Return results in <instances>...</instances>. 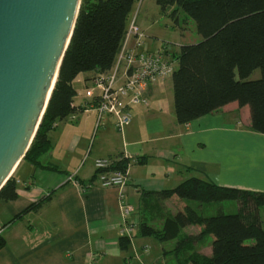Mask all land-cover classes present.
Segmentation results:
<instances>
[{
  "label": "crops",
  "instance_id": "1",
  "mask_svg": "<svg viewBox=\"0 0 264 264\" xmlns=\"http://www.w3.org/2000/svg\"><path fill=\"white\" fill-rule=\"evenodd\" d=\"M138 27L145 35L150 30L143 24ZM147 37L148 47L157 48L156 38ZM128 45L132 47L134 41ZM96 74H81L73 81L77 93L73 106L83 112L58 122L48 134L50 151L40 162L56 172L27 161L17 166L13 174L17 200L0 201V236L5 241L0 264H177L172 253L176 241L144 237L140 225L160 229L166 217L186 206L211 216L219 210L225 213L226 205L199 206L174 197L162 200L153 194L173 190L191 178L264 193V136L250 130L247 107L232 103L179 125L172 80L168 79L148 91V107L131 108V122L121 132L114 128L112 118L96 129L93 107L99 93L91 85ZM118 156L129 159L123 190L134 208L131 221L135 230L126 251L119 247L118 191L90 183L96 174V160ZM46 198L50 199L38 210L21 215ZM231 211L237 212L236 204ZM200 231L192 226L183 234L196 236ZM207 238L205 256L209 257L212 240ZM202 243L195 245L198 254Z\"/></svg>",
  "mask_w": 264,
  "mask_h": 264
},
{
  "label": "trees",
  "instance_id": "2",
  "mask_svg": "<svg viewBox=\"0 0 264 264\" xmlns=\"http://www.w3.org/2000/svg\"><path fill=\"white\" fill-rule=\"evenodd\" d=\"M139 0H81L73 34L64 55L46 112L24 160L51 172L40 159L50 151L48 134L58 122L82 113L73 106L77 96L72 86L81 74L106 73L114 65L124 41L127 24ZM175 19L181 11L195 23L202 41L183 46L172 54L176 70L172 80L176 121L186 125L236 103L247 107L250 130L264 136V0H151ZM260 71L258 80L249 77ZM129 159L121 158L108 171L126 174ZM94 179L90 182H94ZM162 200L176 198L199 206L235 202L237 212L217 211L204 216L186 206L165 218L160 229L140 225V233L159 242L176 241L173 255L177 264H264V193L217 186L191 178L170 191L155 193ZM50 198L29 206L21 213L38 210ZM17 200L16 182L12 177L0 191V201ZM19 215L18 217H20ZM17 217V218H18ZM197 227L196 236L183 230ZM210 237L211 255L202 256L195 245ZM129 239L120 238L119 247L126 251ZM5 241L0 236V250Z\"/></svg>",
  "mask_w": 264,
  "mask_h": 264
},
{
  "label": "water",
  "instance_id": "3",
  "mask_svg": "<svg viewBox=\"0 0 264 264\" xmlns=\"http://www.w3.org/2000/svg\"><path fill=\"white\" fill-rule=\"evenodd\" d=\"M81 0H0V191L46 112Z\"/></svg>",
  "mask_w": 264,
  "mask_h": 264
},
{
  "label": "built area",
  "instance_id": "4",
  "mask_svg": "<svg viewBox=\"0 0 264 264\" xmlns=\"http://www.w3.org/2000/svg\"><path fill=\"white\" fill-rule=\"evenodd\" d=\"M148 39L133 19L113 67L106 73H97L91 79V85L99 93L93 107L97 114L96 129L102 126L105 119L112 118L114 128L121 132L131 122V108L148 107V91L171 79L176 61L172 58L170 45L156 41L157 48L151 49L147 45ZM131 40L134 41L132 47L128 45ZM121 158L96 160L94 182L100 188L118 191L121 215L119 234L130 240L135 228L131 221L134 208L126 200L123 190L127 185V176L121 172L108 171Z\"/></svg>",
  "mask_w": 264,
  "mask_h": 264
},
{
  "label": "rangeland",
  "instance_id": "5",
  "mask_svg": "<svg viewBox=\"0 0 264 264\" xmlns=\"http://www.w3.org/2000/svg\"><path fill=\"white\" fill-rule=\"evenodd\" d=\"M173 10H168L167 13H162L160 8L151 0H139L133 7L130 16V21L135 20L139 26L141 24L148 26L150 30L146 33L148 36H154L157 42L169 44L172 53H178L183 46L198 44L202 41V37L198 35L195 23L187 20L181 11H177L175 19L170 17ZM177 65H175L176 70ZM260 78V71L255 70L250 80H258ZM225 213L231 214V208L235 207V202H225ZM170 207L166 210L169 211ZM236 212V211H235ZM264 222V214L262 215ZM209 246L208 238L203 239L200 246L202 256L207 254L206 247Z\"/></svg>",
  "mask_w": 264,
  "mask_h": 264
}]
</instances>
